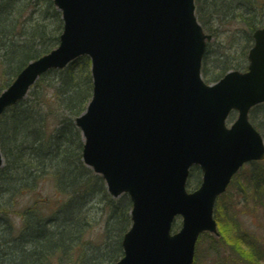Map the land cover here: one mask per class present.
Returning <instances> with one entry per match:
<instances>
[{
    "label": "water",
    "instance_id": "95a60500",
    "mask_svg": "<svg viewBox=\"0 0 264 264\" xmlns=\"http://www.w3.org/2000/svg\"><path fill=\"white\" fill-rule=\"evenodd\" d=\"M64 22L59 46L30 62L0 94V116L50 69L91 59L93 94L75 119L85 165L113 198L132 202L124 256L114 264H191L199 234L216 232L213 206L245 163L264 159L249 109L264 102V28L254 32L248 70L206 85V42L193 0H53ZM238 111L230 128L229 112ZM2 157L0 154V166ZM199 165L200 187L185 185ZM182 227L171 234L175 216Z\"/></svg>",
    "mask_w": 264,
    "mask_h": 264
},
{
    "label": "trees",
    "instance_id": "16d2710c",
    "mask_svg": "<svg viewBox=\"0 0 264 264\" xmlns=\"http://www.w3.org/2000/svg\"><path fill=\"white\" fill-rule=\"evenodd\" d=\"M194 2L198 21L214 38L202 61L206 82L245 70L252 33L264 25V0ZM61 31V15L51 0H0V92L28 62L55 48ZM224 35L233 55L213 46ZM91 94L90 61L80 57L44 74L1 117L0 264H112L122 257L130 199L126 194L111 198L103 179L83 164L82 136L74 124ZM251 120L264 135L262 121L252 115ZM257 171L263 170H253L249 182L263 196V174ZM200 181V170L192 168L187 188ZM48 184L52 195L39 198ZM228 207L218 205L215 218L221 236L227 231L235 244L238 233L232 235L236 228ZM178 228L174 223L173 231Z\"/></svg>",
    "mask_w": 264,
    "mask_h": 264
},
{
    "label": "rangeland",
    "instance_id": "374dc122",
    "mask_svg": "<svg viewBox=\"0 0 264 264\" xmlns=\"http://www.w3.org/2000/svg\"><path fill=\"white\" fill-rule=\"evenodd\" d=\"M226 36L227 35H224L220 38L217 37L218 39L216 38L217 40H215L213 46L216 47L219 45L224 48L225 53H232L231 55H233V51H229L231 47L228 44ZM204 81L206 82V79H204ZM206 83L211 84L212 82ZM251 115L254 116L256 122L259 123L262 121L264 124V108L254 109ZM235 116V113L231 115V117L228 119V124L232 122V118H235ZM253 125L256 126L255 124ZM254 168H262L264 174V161L254 164L248 163L239 171V173L236 175L234 184L217 199L214 207V216L216 215L218 205L221 206L223 204L229 206L228 212L238 220L241 226L240 228L250 234L249 240L255 247V254L257 257L248 258V264H264V194L263 196L258 195L256 193V191H258V186H255L249 182V174ZM262 185H264V181L259 184V186ZM194 189L195 188L192 190ZM39 193V198L42 197L44 199L46 197H50L53 193V187L49 186L48 184L44 187V189H42V191L40 190ZM176 223L180 226V218L176 219ZM230 223L233 229L234 226L232 222ZM223 231L225 237L221 236L218 226V237L204 235L202 238H200L196 247V254H198L196 264H222V262L224 264L242 263V260L237 261V259L232 256L233 254L231 252L229 253L226 247H224L223 243L225 240L229 239L230 234H228V232L225 230ZM96 232L97 230H94L92 235L93 237H95ZM99 232L100 229H98V233ZM234 249L237 251L235 246ZM245 249L247 250L246 247Z\"/></svg>",
    "mask_w": 264,
    "mask_h": 264
}]
</instances>
